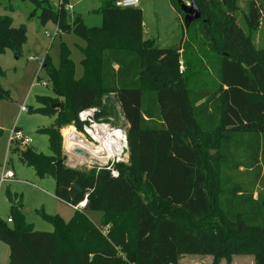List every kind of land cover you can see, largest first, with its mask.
I'll return each instance as SVG.
<instances>
[{
    "label": "trees",
    "instance_id": "16d2710c",
    "mask_svg": "<svg viewBox=\"0 0 264 264\" xmlns=\"http://www.w3.org/2000/svg\"><path fill=\"white\" fill-rule=\"evenodd\" d=\"M23 1L33 5V15L39 11L42 25L53 22L60 34L73 33L85 46H79L78 79L64 42L59 66L49 57L42 65L55 97L64 100L38 97L39 107L30 110L56 117L54 126L40 129L51 155L16 151L40 179H54L57 200L76 206L88 195L86 209L103 215L96 225L79 211L69 222L44 214L54 230L39 232L25 224L21 200L9 195L16 227L0 220L9 264H179L182 255L221 260L238 250L264 264V191L254 193L264 176V51L252 38L264 6L249 2L246 33L235 18L239 0H196L203 17L183 33L198 27L206 49L198 62L211 65L218 76L204 90L190 85L198 62L189 40L182 34L165 48L145 39L139 8L101 0L102 26L89 28L65 10L68 0L59 6L52 0ZM169 2L184 15L178 0ZM26 42V26L15 28L11 18L0 16V53L10 49L19 55ZM4 74L0 66V78ZM6 99L9 92L0 84V102ZM90 108L99 109L98 120L123 118L128 126L129 163L112 166L117 177L107 167L69 168L62 159V127L73 124L82 131L78 115ZM3 133L0 129V138ZM243 168L252 177L247 184L238 181ZM74 185L83 190L76 197Z\"/></svg>",
    "mask_w": 264,
    "mask_h": 264
},
{
    "label": "rangeland",
    "instance_id": "374dc122",
    "mask_svg": "<svg viewBox=\"0 0 264 264\" xmlns=\"http://www.w3.org/2000/svg\"><path fill=\"white\" fill-rule=\"evenodd\" d=\"M189 4L188 0H182ZM251 0H239V11L235 18L239 26L247 33L244 25V15ZM258 8L264 6V0H253ZM101 0H68L69 12L72 18L80 17L86 27H101L102 16L97 13ZM56 4V2H54ZM139 9L143 13V32L145 39H152L159 47H171L182 38L184 27V15L177 14L169 0H139ZM34 7L23 0H0V16L12 19L13 27L25 25L27 29V42L22 46L19 55L8 49L0 53V66L5 71L0 78V84L9 92V99L0 102V129L4 131L0 138V174L12 172L14 178L0 184V220L9 228L16 227V221L7 224L9 218L14 219L10 211L8 196L12 195L21 200V208L24 214L25 224L39 232H53V226L44 220L43 215H58L64 221L69 222L74 210L72 206L58 201L54 197L56 183L52 178L40 179L33 168L28 167L18 151L32 149L38 153L50 156L48 137L40 132V129L55 125V116H43L30 113L31 109L39 107L38 97H55L47 79V73L42 69L44 59L50 58L52 64L59 66L60 44L64 42L71 49V59L75 64L76 78L82 75L80 61L82 55L79 46H85V41L73 33H56L57 26L53 22L42 25L39 19V11L34 13ZM179 13V12H178ZM261 25L252 34L257 49L264 51V12L262 11ZM33 15V16H32ZM192 46L193 60L198 58L206 50L199 41L198 27H195L191 35H185ZM207 48V46H206ZM32 58V59H31ZM183 70H185L183 68ZM182 70V71H183ZM208 63H196L191 69L190 85L193 88L210 90L218 76ZM59 102L63 99L57 98ZM27 108L26 112L21 107ZM113 128H128L124 119L114 120ZM264 129V124L263 127ZM75 129V130H74ZM17 130L23 135V140L11 142L12 133ZM78 134H77V133ZM82 135L73 124L63 126L61 135L65 141L73 140ZM82 136H79L81 138ZM84 137V136H83ZM27 141V142H26ZM18 150V151H16ZM127 154V151H125ZM65 165L69 168H92L95 163L79 157L65 150L63 140V156ZM128 156L125 157L129 163ZM238 181L249 183L251 175L245 169H241ZM214 177L210 179L209 192H215ZM257 196L264 191V176L262 183L257 182L254 187ZM261 191V192H260ZM96 225L100 224L103 215L100 211H83ZM9 247L0 241V264H9ZM121 258L128 262L125 255ZM179 264H255L252 254L246 250H238L232 253L229 259L215 260L212 256L182 255Z\"/></svg>",
    "mask_w": 264,
    "mask_h": 264
},
{
    "label": "built area",
    "instance_id": "2783aa9c",
    "mask_svg": "<svg viewBox=\"0 0 264 264\" xmlns=\"http://www.w3.org/2000/svg\"><path fill=\"white\" fill-rule=\"evenodd\" d=\"M52 1L56 2V5L59 6L63 0H52ZM115 6L117 8H120V9L138 8L139 0H116ZM65 10L70 12L72 10V7L67 5V6H65ZM56 33L60 34L58 29L56 30ZM179 68L181 71L183 70V64L181 61H180V67ZM21 111L26 112L27 108L25 106H22ZM98 113H99L98 108L86 109V110H83L79 113L78 120L82 124V131H80V133L82 134V136H84V138L88 144H90L91 146H95V147H98V146L102 145L103 143H105L106 141H108V139L110 137L109 136L110 133H112V132L122 133L124 137L122 138L121 141H119V144H118L119 147L120 146L122 147L121 155L116 156L113 159H111V158H108V153L106 152V153H102V154L98 153L100 158H97L95 156H90L89 152H86V150L82 149V148L74 147L70 151H67L66 149L65 150L68 153L79 157V159L92 161L90 163H95V166L107 167L108 169H110L111 175L113 177H117L118 172L116 170L112 169V166L115 163H120V162L126 163L124 158L128 156V153L125 154L126 153L125 151H127V149H128L127 128L126 129L113 128L112 124L114 122V119L110 118L108 121L98 120L96 118ZM15 140H19V141L23 140V135H21L17 130H15L11 135V142H13ZM63 140L65 142V137ZM75 149L82 150L84 153L87 154V156L74 153ZM101 158L103 159L104 162L101 161L102 160ZM12 178H14V174L12 172L8 171L6 173L0 174V184L6 182L8 180H11ZM87 196L88 195L85 196L84 200L81 203L77 204L76 206H72V208L77 210V211L78 210L79 211L84 210L86 208L87 203H88ZM8 223H11V220H8ZM108 230H109V226L104 227L103 228L104 234H106L108 232Z\"/></svg>",
    "mask_w": 264,
    "mask_h": 264
},
{
    "label": "bare ground",
    "instance_id": "6f19581e",
    "mask_svg": "<svg viewBox=\"0 0 264 264\" xmlns=\"http://www.w3.org/2000/svg\"><path fill=\"white\" fill-rule=\"evenodd\" d=\"M79 136H82V135L79 134L78 137L73 140L66 139V141L64 142V145L67 151H70L74 147H78V148L85 149L86 152H89L90 156H95L97 158H100L98 153L102 154V153L107 152L108 158H111V159H113L116 156H120L122 153V147L121 146L119 147L118 144H119V141H121L124 136L120 132L110 133L109 134L110 137L108 141H106L105 143H103L102 145L98 147L91 146L90 144L87 143V141L85 140L83 136L81 138H79ZM101 161L104 162L103 159Z\"/></svg>",
    "mask_w": 264,
    "mask_h": 264
},
{
    "label": "water",
    "instance_id": "95a60500",
    "mask_svg": "<svg viewBox=\"0 0 264 264\" xmlns=\"http://www.w3.org/2000/svg\"><path fill=\"white\" fill-rule=\"evenodd\" d=\"M178 6H179L181 12L184 14V22L183 23H184V27L186 29H188L192 25V23L202 19V17H203L202 12L199 10V8L196 4V0H189V4H186L183 1L178 0ZM116 105H117V107H119L118 103H116ZM74 153L87 156V154L84 153L80 149H75ZM127 153L129 156V148L127 149ZM73 188L75 189V191L73 193L74 197H76L78 194L83 193V190L80 187H78L77 185H74Z\"/></svg>",
    "mask_w": 264,
    "mask_h": 264
},
{
    "label": "crops",
    "instance_id": "0c3cea01",
    "mask_svg": "<svg viewBox=\"0 0 264 264\" xmlns=\"http://www.w3.org/2000/svg\"><path fill=\"white\" fill-rule=\"evenodd\" d=\"M138 8H139V7H138ZM143 33H144V32H143ZM177 43H178V42H176L175 44H177ZM175 44H174V45H175ZM58 201H59V200H58ZM62 203H63V202H62ZM66 205H67V204H66ZM70 206H71V205H70ZM73 210H74V212L77 211V210H75V209H73ZM78 211H79V210H78ZM83 211L86 212V211H87L86 208H85L84 210H82V211H79V212H83ZM8 220H10V218H9ZM8 220H7V223H8ZM63 220H64V219H63ZM9 224H11V223H9Z\"/></svg>",
    "mask_w": 264,
    "mask_h": 264
}]
</instances>
